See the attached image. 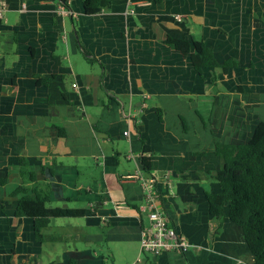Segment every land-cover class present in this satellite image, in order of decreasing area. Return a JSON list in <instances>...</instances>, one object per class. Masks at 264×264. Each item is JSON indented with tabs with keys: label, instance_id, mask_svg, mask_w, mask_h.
Segmentation results:
<instances>
[{
	"label": "crops",
	"instance_id": "1",
	"mask_svg": "<svg viewBox=\"0 0 264 264\" xmlns=\"http://www.w3.org/2000/svg\"><path fill=\"white\" fill-rule=\"evenodd\" d=\"M0 2V264H248L227 207L211 235L205 193L220 188L204 172L220 168L217 144H244L264 121V0H115L90 16L80 0ZM167 38L201 41L238 68L212 85L214 71L199 76ZM20 156L50 187L49 208L86 210L52 220L42 243L14 216ZM141 158L154 207L193 247L184 255L140 254L147 213L125 177Z\"/></svg>",
	"mask_w": 264,
	"mask_h": 264
},
{
	"label": "trees",
	"instance_id": "2",
	"mask_svg": "<svg viewBox=\"0 0 264 264\" xmlns=\"http://www.w3.org/2000/svg\"><path fill=\"white\" fill-rule=\"evenodd\" d=\"M66 6V0H61ZM115 0H80L85 15H96L108 11ZM166 43L182 56H188L194 71L200 76L203 70H213L210 83L215 85L219 71L226 75L229 70L238 68L232 59L218 63L210 48L201 41L174 40L167 38ZM83 50V49H82ZM85 57L88 53L82 51ZM160 117V116H159ZM161 119V118H159ZM59 136L64 131L59 129ZM143 147L142 154H147ZM215 156L220 161V168L215 172H204V176L217 183L220 192L205 193L208 214L216 222L212 236L221 231L225 218L224 208L227 207L228 220L241 229L248 249V264H264V121L259 122L251 138L244 144H217ZM18 177L21 183L10 194L16 199L14 216L26 218L33 223V235L37 243L44 240V231L49 228L52 220H77L86 215L85 209L49 208L50 187L38 179L23 156L17 158ZM140 165L146 174L150 173L149 160L140 159ZM45 171L52 177L51 167L40 165L39 174ZM6 180L0 179L4 186Z\"/></svg>",
	"mask_w": 264,
	"mask_h": 264
},
{
	"label": "built area",
	"instance_id": "3",
	"mask_svg": "<svg viewBox=\"0 0 264 264\" xmlns=\"http://www.w3.org/2000/svg\"><path fill=\"white\" fill-rule=\"evenodd\" d=\"M6 7L0 2V19ZM180 21L179 17H176ZM127 135V132H124ZM139 185L143 193L144 208L147 213V224L142 226L139 232V251L140 254H147L153 257L163 253H175L184 255L193 247L173 227L168 216L154 207L159 193L156 190V180L147 176L142 170L137 171L133 175L125 177ZM124 206V203H116L115 208Z\"/></svg>",
	"mask_w": 264,
	"mask_h": 264
},
{
	"label": "rangeland",
	"instance_id": "4",
	"mask_svg": "<svg viewBox=\"0 0 264 264\" xmlns=\"http://www.w3.org/2000/svg\"><path fill=\"white\" fill-rule=\"evenodd\" d=\"M49 206H54V205H49ZM78 220L80 221L81 219H77V220H54V221H56L57 223H61L62 224V222H65V221H78ZM247 260H248V263H249V259H247Z\"/></svg>",
	"mask_w": 264,
	"mask_h": 264
}]
</instances>
